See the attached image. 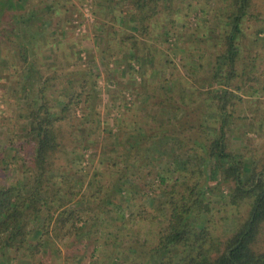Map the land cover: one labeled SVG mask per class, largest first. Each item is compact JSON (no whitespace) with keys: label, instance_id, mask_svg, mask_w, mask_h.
<instances>
[{"label":"trees","instance_id":"trees-1","mask_svg":"<svg viewBox=\"0 0 264 264\" xmlns=\"http://www.w3.org/2000/svg\"><path fill=\"white\" fill-rule=\"evenodd\" d=\"M121 1H125L128 13L125 17L115 15L113 19L123 31L117 39L111 33L107 36L112 35L123 60L127 61L129 75L136 65L142 70L140 76L147 68H154L156 43L170 36L180 16L182 20L190 16L196 19L193 35L198 46L207 49L211 43L214 46L210 55L203 53L211 61L208 62L211 68L206 70L204 63L197 65L201 69L197 82L201 88L211 89L210 113L197 123L184 115L182 107L197 104L199 108L203 104L199 99L205 93L199 89L198 93L191 90L190 94L179 96L181 108L171 104L173 98L166 97L157 104L159 109L153 115L149 103L143 102L142 125L136 131L119 129L126 138L118 155L124 166L118 169L113 162L115 157H111L114 182L83 190L84 181L74 165L87 159L88 141L101 137L96 84H87L86 77L75 71H68L64 81L55 76L43 77L28 59L24 43L9 37L16 34V28L5 29V34L0 20V47L7 43L16 51L6 62L13 65L17 61L22 69L15 84V96L20 102L13 107V113L25 122L21 127L25 140L15 154L23 146H31L32 156L25 161L35 169L34 183L27 190L18 181L0 184V264H45L54 251L52 236L63 243L75 235L78 241H74L80 242L79 238L89 239L88 234H97L100 229H113L110 214L117 213L125 219L115 200L125 188L134 187L130 181L135 176L131 166L152 170L165 154H171L169 166L181 176L175 178L173 191L165 185L169 178L157 174L156 191L162 199L157 198L154 189L145 193L146 204L152 211L141 207L137 217L149 224L147 233L154 243L148 255L158 256L163 264L172 260H166L171 251H177L178 264H264V164L237 154L228 146L237 124L233 113L234 100L238 98L235 92L244 88L257 90V84L264 91L263 73H256L258 56L247 51L249 46L260 47L261 41L250 39L244 29L252 0ZM155 31L159 41L152 38ZM110 41L106 39V43ZM153 75L158 77L159 73ZM171 81L160 80L165 95L172 92L166 87ZM150 82H154L152 74ZM149 84L143 83V89ZM166 105L170 108L168 113ZM77 111H81L80 117H76ZM260 119L264 129V117ZM113 132L103 139H111ZM76 135L81 137L80 142L75 141ZM114 137L118 143L119 132ZM154 145L163 150L157 151L156 147L154 154H147L146 148ZM15 154L8 161L11 165ZM212 182L218 186L210 185ZM111 189L115 192L110 195ZM223 189L228 191L226 202L221 194H215ZM227 208L229 211L233 208L232 217L224 215ZM229 218H233L234 228L225 231L223 222ZM219 222L222 227H218ZM86 226L85 235H76ZM147 243L146 238L140 247L145 248ZM98 246L91 248V256L99 250ZM133 252L136 256L137 251Z\"/></svg>","mask_w":264,"mask_h":264},{"label":"rangeland","instance_id":"rangeland-1","mask_svg":"<svg viewBox=\"0 0 264 264\" xmlns=\"http://www.w3.org/2000/svg\"><path fill=\"white\" fill-rule=\"evenodd\" d=\"M251 3L250 16L244 22V29L250 39L261 41V46L258 48L249 46L247 51L258 56L256 73H263L264 79V0H252ZM110 10L113 14H108ZM127 10L125 1L121 0H112L110 3L109 0H0L2 31L6 34L5 29L16 28V34L9 37L24 43L28 59L34 63L43 77L55 76L64 81L68 71H75L74 73H81L86 77L87 84H96L101 137L98 140L93 138L88 141L89 147L85 152V159L87 158L88 161L86 159L81 164L74 165L75 169L80 170L84 181L83 190L87 191L95 189L101 183L104 185L107 182H114L115 169L110 167L111 157H115L113 162L118 169L124 166L118 155L125 147L126 138L122 136L125 132H120L119 129L126 127L130 131H136L142 125L143 102L149 103L150 113L153 115L159 109L157 104L166 97L173 98L171 104L181 108L179 96L188 95L191 90L198 93L199 89L200 93H205L203 99H199L204 101L203 104L199 108L197 104L182 107L184 115L196 123L205 119L212 106L211 89L208 86L201 88L197 82L200 81L201 74V69L197 65L204 63L206 70L211 68L208 63L211 61L203 57V53L206 51L210 55L214 51V46L212 43L208 49L204 45L198 46L193 35L196 19L190 16L191 18L182 20L180 16L170 36L161 43L157 38L158 31H155L152 38H157L159 43H156L158 53L155 56L154 68L153 66L147 68L145 74L140 76L142 70L136 65L135 71H131L132 74L129 75L126 70L127 61L123 60L114 38H111L112 35L107 36V33H111L116 35L115 39H117L122 33V27L113 17L119 14L125 17ZM43 24L47 26L45 29L48 32L45 33L46 36L36 38L38 35L34 33L35 25L44 26ZM50 24L51 28L48 27ZM55 29L64 35L60 38L56 37ZM49 31L53 34H49ZM106 39L112 40L110 44L106 43ZM15 53L16 51L7 43L0 47V56L4 59L0 62V184L9 185L18 181L21 187L27 190L34 183L35 169L30 162L25 161L32 156L31 146L25 145L22 151L15 154L25 140V132L22 129L25 122L19 121L13 113L15 111L13 107L20 102L15 96L17 93L15 84L21 78L22 69H19L17 61H13V65L6 62V59ZM153 73H159V76L153 77L156 76ZM151 74L154 82L149 84ZM159 79H172L171 84L166 85L172 92L169 94L167 92L168 95H165L160 89L162 84ZM143 83L149 84L146 90L143 89ZM233 85H236V82ZM256 88L259 89L244 88L241 92H235L238 98L234 100L233 113L237 117V124L234 134L228 139V146L231 151L245 155L251 160H260V163L264 164V129L260 124V118L264 117V91L258 84ZM165 110L167 113L170 112L167 105ZM76 115L80 117L81 111H77ZM257 118L259 120L253 124ZM113 119L116 121L113 122ZM112 126L114 129L111 128ZM111 131H114L112 134L115 135L119 132L118 143L115 135L111 139L108 138L109 141L103 139L109 136ZM80 138L76 135L75 141L80 142ZM156 147L154 145L152 148H146L145 152L152 154L156 152L154 151ZM161 150L162 147H157V151ZM12 154H15L16 159L11 165L8 161ZM156 155L160 157V154ZM161 156V160L155 163V168L152 170L131 166V171L135 172L134 178L130 179L134 187H127L128 190L125 188L121 196H117L115 200L116 206L120 207L121 215H125L124 220L119 214L112 213L110 216H112L113 229H100L97 234L95 232L88 234L87 238H90L86 239L82 237L88 231L86 226L76 232V235L82 237L79 238L80 242L74 241H78L75 235L63 243L52 236L54 251L49 254L47 257L49 262L45 264H163L158 256L152 258L148 255L154 243L147 233L149 224L137 217L141 207H146L150 213L152 211V208L146 204L145 193L153 189L156 191L159 187L157 174L169 178L165 185L173 188V191L176 185L175 178L181 176L180 173H174L169 166L171 154ZM100 161H103V164ZM7 163L8 165L4 166ZM210 185L218 186V183L212 182ZM114 192L115 189H111L110 195ZM156 193L158 194V191ZM159 194L157 198L162 199ZM215 194H221L226 199L224 201H228L227 190L223 189L221 193L218 191ZM131 197L135 200H131ZM231 210L227 208L224 215L232 217L234 210L233 208ZM231 219L223 222L225 231L234 228V220ZM218 227H222V222H219ZM146 238L148 243L142 249L140 245ZM96 244L97 246L99 244V250L91 256V248ZM133 250L137 251L136 256ZM168 259L172 260L167 264H178L177 251H171L166 260Z\"/></svg>","mask_w":264,"mask_h":264},{"label":"crops","instance_id":"crops-1","mask_svg":"<svg viewBox=\"0 0 264 264\" xmlns=\"http://www.w3.org/2000/svg\"><path fill=\"white\" fill-rule=\"evenodd\" d=\"M43 25H44V26L35 25V28H34V29H35L36 32H34V33L38 35L36 38H40V37H42V36H46L45 33L48 32V31H46L45 28H46L47 26H46L45 24H43ZM48 27L51 28L52 25L50 24ZM43 28H44L45 30H44ZM56 29H57V27H56ZM56 29H55V32H54L55 34L57 33V36H56V37H58V36H59L58 38L62 37V36L64 35V33H62L61 31H58V30H56ZM38 33H40V34H38ZM49 34H53V33H52L51 31H49ZM60 34H61V35H60ZM47 36H49V35H47ZM52 36H53V35H52ZM53 37H54V36H53ZM53 37H50V38H53Z\"/></svg>","mask_w":264,"mask_h":264}]
</instances>
